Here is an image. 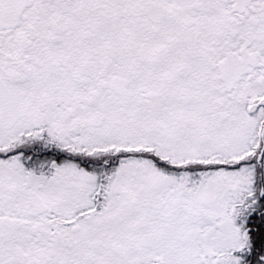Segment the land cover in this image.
Listing matches in <instances>:
<instances>
[{"label": "snow or ice", "instance_id": "1", "mask_svg": "<svg viewBox=\"0 0 264 264\" xmlns=\"http://www.w3.org/2000/svg\"><path fill=\"white\" fill-rule=\"evenodd\" d=\"M0 264H264V0H0Z\"/></svg>", "mask_w": 264, "mask_h": 264}]
</instances>
